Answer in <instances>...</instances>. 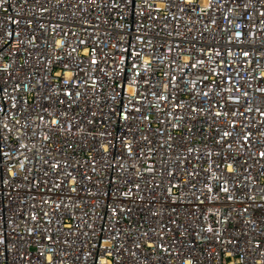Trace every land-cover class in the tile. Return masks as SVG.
Here are the masks:
<instances>
[{
	"label": "built area",
	"instance_id": "2783aa9c",
	"mask_svg": "<svg viewBox=\"0 0 264 264\" xmlns=\"http://www.w3.org/2000/svg\"><path fill=\"white\" fill-rule=\"evenodd\" d=\"M264 0H0V264H264Z\"/></svg>",
	"mask_w": 264,
	"mask_h": 264
},
{
	"label": "snow or ice",
	"instance_id": "6c2138e0",
	"mask_svg": "<svg viewBox=\"0 0 264 264\" xmlns=\"http://www.w3.org/2000/svg\"><path fill=\"white\" fill-rule=\"evenodd\" d=\"M262 155H264V153H262Z\"/></svg>",
	"mask_w": 264,
	"mask_h": 264
}]
</instances>
